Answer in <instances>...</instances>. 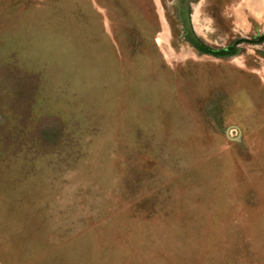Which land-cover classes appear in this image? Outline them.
Wrapping results in <instances>:
<instances>
[{
  "label": "rangeland",
  "instance_id": "374dc122",
  "mask_svg": "<svg viewBox=\"0 0 264 264\" xmlns=\"http://www.w3.org/2000/svg\"><path fill=\"white\" fill-rule=\"evenodd\" d=\"M0 264H264V0H0Z\"/></svg>",
  "mask_w": 264,
  "mask_h": 264
},
{
  "label": "water",
  "instance_id": "95a60500",
  "mask_svg": "<svg viewBox=\"0 0 264 264\" xmlns=\"http://www.w3.org/2000/svg\"><path fill=\"white\" fill-rule=\"evenodd\" d=\"M242 42L243 41H239V43H242ZM191 43L197 50H199L201 53H204V54H207V55L222 56V55H225V54H227V53L232 51V49H227V50H223V51H212V50L206 49L204 47H201L200 45H198L194 41H192Z\"/></svg>",
  "mask_w": 264,
  "mask_h": 264
},
{
  "label": "flooded vegetation",
  "instance_id": "af4514ba",
  "mask_svg": "<svg viewBox=\"0 0 264 264\" xmlns=\"http://www.w3.org/2000/svg\"><path fill=\"white\" fill-rule=\"evenodd\" d=\"M186 2H187V0H179V3L181 4V5H183V4H186ZM183 13H184V11H183ZM188 15V14H187ZM186 20V19H185Z\"/></svg>",
  "mask_w": 264,
  "mask_h": 264
}]
</instances>
